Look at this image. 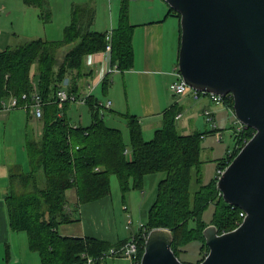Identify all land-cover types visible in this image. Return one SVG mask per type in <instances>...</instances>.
I'll return each mask as SVG.
<instances>
[{
    "label": "trees",
    "instance_id": "trees-1",
    "mask_svg": "<svg viewBox=\"0 0 264 264\" xmlns=\"http://www.w3.org/2000/svg\"><path fill=\"white\" fill-rule=\"evenodd\" d=\"M23 1L39 8L45 21L51 19L48 0ZM130 2L121 1L119 21L111 30L91 29L94 9L78 4L72 9L71 22L65 26L62 39L33 37L0 50V108L1 101L12 94L20 96L38 91L46 101L43 116L36 118L41 125L40 133L28 131L26 136L29 169L11 174L6 201L12 230L26 232L29 248L39 254L41 264H86L87 256H100L127 241L64 235L58 231V225L74 220L67 210L70 192H76L78 204L101 199L111 194L112 174L117 175L126 192L132 187L142 189L147 174L166 173L159 181L157 197L144 223L146 230H137L142 245L138 258L144 252V234L165 227L175 234L172 246L177 256L187 242L202 243L203 256L198 264L209 251L204 229L215 224L222 233L236 228L242 220L240 208L224 200L218 188V176L204 182V132L180 131L177 104L165 110L163 125L151 139H146L137 115L125 114L128 138L122 129L109 125L101 113V100L94 93L86 100L93 114L88 125L74 124L67 116L72 101L57 100L61 88L78 97L87 91L86 82L94 75L87 57L105 50L109 42L112 63L121 71L132 68L135 25L130 21ZM168 14L181 17L171 7ZM109 31H112L111 40ZM66 46L70 48L61 54ZM111 75L101 83L103 92L110 88ZM223 100L234 109L233 96L227 95ZM29 118L35 117L29 113ZM234 132L237 146L219 159L218 168H226L255 130L247 126L241 132ZM211 203L215 210L207 222L203 214ZM191 221H195L194 226L190 225Z\"/></svg>",
    "mask_w": 264,
    "mask_h": 264
},
{
    "label": "water",
    "instance_id": "water-1",
    "mask_svg": "<svg viewBox=\"0 0 264 264\" xmlns=\"http://www.w3.org/2000/svg\"><path fill=\"white\" fill-rule=\"evenodd\" d=\"M181 15L178 69L189 86L234 98V113L254 135L218 177L224 200L246 212L234 229L203 234L198 264H264V0H165ZM174 232L153 228L141 264H192L173 249Z\"/></svg>",
    "mask_w": 264,
    "mask_h": 264
},
{
    "label": "crops",
    "instance_id": "crops-1",
    "mask_svg": "<svg viewBox=\"0 0 264 264\" xmlns=\"http://www.w3.org/2000/svg\"><path fill=\"white\" fill-rule=\"evenodd\" d=\"M137 1L148 12L152 11L150 4L155 2L160 16L146 17L134 23V64L131 69L122 71L119 77L118 75L113 77L114 73L111 75L112 82L107 92V99L111 101V105L101 107L104 119L106 120L107 115L114 120L124 118L127 125L125 114L137 115L143 127L144 137L148 135L150 138L146 139H151L155 131L163 125L164 112L171 105L177 104L180 107L177 121H182L181 125L186 131L184 133H192L193 129H197L200 124L208 122L205 111L211 110L212 107L214 109L211 112L213 124L211 131L221 130L216 123L222 122L221 116L224 109L216 107L221 103L214 102L207 95L194 98L192 91L176 95L170 89L171 83L177 79L179 70L181 31L175 19L177 16L168 14L170 6L165 0H132V5ZM132 11L134 12L130 8L131 19ZM32 37L37 36L26 34L23 38ZM11 41L12 37L9 33H0V50L11 45ZM103 58V55H96V63L91 67L94 75H96L95 69L101 66ZM100 100L104 103L102 99ZM185 117L186 120L183 121ZM81 118L84 119V116ZM91 119L92 122L93 114ZM35 120L36 118L30 119L26 111L0 109V264H41L39 254H35L36 251L29 248L27 234L21 235L23 231L12 230L6 204L11 187V174L20 170L28 171L26 170L28 159L26 136L30 127L36 133H40L41 129V125ZM142 193H144L143 190ZM69 200L68 212L76 213L79 210L81 219L71 224L75 227L65 232L66 235L93 236L114 242L128 239L132 232L138 229L139 224L135 228L134 220L130 217L133 221L132 225L128 227L130 218L126 222V229L130 233L128 236H122L125 228L122 221L123 212L115 207L112 194L96 201L78 204L76 192L73 191L71 195L69 194ZM124 207L128 209L126 205ZM20 245L24 246L23 253ZM119 260H112V264H122Z\"/></svg>",
    "mask_w": 264,
    "mask_h": 264
},
{
    "label": "rangeland",
    "instance_id": "rangeland-1",
    "mask_svg": "<svg viewBox=\"0 0 264 264\" xmlns=\"http://www.w3.org/2000/svg\"><path fill=\"white\" fill-rule=\"evenodd\" d=\"M121 1L122 0H48L47 6L51 9L52 16L50 20L45 21L42 17H40L39 8L26 5L23 0H0V33H9L11 35V45L23 42V37L26 34L37 37L42 36L43 38L51 40L62 39L64 36L65 26L71 22L72 9L75 5L78 4H86L94 9L95 18L91 29L100 31L111 30L112 25L116 26L119 21ZM131 2L129 4V14L130 8H132L134 12L132 11L133 17L132 19L130 17V21L133 24L135 22L144 20L146 17L155 18L157 16H160V13H158L157 11L155 2H152L150 4L152 11L149 12L146 9L142 8L140 2L137 1L133 5ZM175 19L179 23L181 29V17H177ZM69 48L70 46H66L65 48L61 49L60 53H65ZM117 75L118 77L122 75V71L120 70L114 72L113 77H116ZM89 82L92 83V79H89ZM102 89V84H100L98 87H96L94 94L98 95L99 98L104 101L105 106H107L108 91L103 92ZM216 107H223L224 109L222 112L223 115L221 116L222 122H216L217 126H219L221 130L212 132V121H208L209 123L203 122V124H200L197 129H193V132H204L202 138V159H204L205 161L202 168L204 182H209L213 177H215V175L219 177L221 174V170H224L218 168V161L220 158L227 156L228 152L232 151L237 146L234 131L241 124L234 113V109L229 107L224 102V100L219 106L216 105ZM17 109L26 111L29 115V112L24 107H20ZM212 109L214 108L211 107V112ZM67 116L73 123L77 122L83 125L89 124L92 120V110L90 105L86 103L73 101L67 108ZM83 116L84 119L81 118ZM107 116L106 122L111 126L121 128L124 131L126 138H128V127L126 125L125 119L123 118L114 120L113 118ZM185 120L186 117L183 121ZM35 121L38 122L37 119ZM181 122L182 121H178V126H180L179 129L181 132H186L184 127L181 125ZM29 131H32L31 127ZM145 138L150 137L146 135ZM28 161L29 159H27L26 161V170L29 169ZM165 174V172L147 174L145 176L142 189L132 187L126 192L122 190L117 175H111V194L113 197L112 201L115 207L123 212L122 221L125 228L123 230L124 232L122 236H128V234L130 233V231L126 229V222L128 218L132 217V219L134 220L135 228L140 222L145 223L148 221L149 209L157 197L159 181L165 177ZM195 186L196 185H194V187ZM142 190L144 191V193H142ZM72 192H70V195ZM124 205H126L128 209H125ZM214 210L215 205L211 203L204 211V220L210 222L213 217ZM71 216L75 222L73 221L69 222L68 224L63 223L58 225V231L61 234L66 235L65 232H67L68 230H72V228L75 227L71 224L76 223L80 221L78 219H81V213L79 210L76 213L72 212ZM194 224L195 221L190 222L191 226H194ZM21 233V235H26V232ZM201 244L202 243L199 240H191L187 242L183 245V250L180 252L179 258L183 262L196 264L197 261L203 256ZM23 247L20 245V250H22ZM35 254H37V252H35ZM114 259H120L119 261H121L122 264H132L131 258L127 256H108L105 261L107 264H112V260Z\"/></svg>",
    "mask_w": 264,
    "mask_h": 264
},
{
    "label": "built area",
    "instance_id": "built-area-1",
    "mask_svg": "<svg viewBox=\"0 0 264 264\" xmlns=\"http://www.w3.org/2000/svg\"><path fill=\"white\" fill-rule=\"evenodd\" d=\"M112 36V31H109L108 33V39L111 40ZM111 52H112V44L111 42L108 43L107 47L103 51H99L97 53H93L88 55L87 57V64L92 67L95 61L96 55L100 54L103 55V60L102 64L99 68L95 69V74L94 79L92 80V83H87V91L78 97L76 94L69 93L66 88H61L57 92V100L60 102H65V101H75V102H80V103H86L87 97L90 96L91 94L94 93L96 87H98L105 77L107 75L113 74L114 72L120 71V68L118 67L117 64L112 63V57H111ZM170 89L176 94H184L187 93L188 91H192L194 98H200L202 95H207L209 96L214 102L216 103H221L223 102V96L219 94H214V93H206L199 91L197 89L192 88L187 84V82L183 79V77L180 74V71L178 70L177 72V79L171 83ZM1 108L5 111H11L13 109H17L20 107H24L32 116L35 118H41L43 116L44 112V107L46 104V101L43 99L41 94L38 91H34L32 94L28 93H23L22 95H10L6 98H4L1 101ZM100 104L105 106L103 102L100 101ZM111 105V101L107 102V107ZM205 114L207 115V119L209 121L212 120L211 117V111L206 110ZM179 115H177V118ZM247 127V125L241 123L237 127V131L241 132ZM223 171L221 170V173ZM240 215L242 219L245 217L246 212L242 209H240ZM132 219L130 218L128 220V227L132 225ZM241 222H239L240 224ZM138 229H143L146 230L144 222H140ZM137 229V230H138ZM137 230L133 231L130 237L127 239V241L119 246H114L110 248L108 251H105L102 255L100 256H87V262L86 264H107L105 259L108 256H127L131 258L132 264H141V258H138V254L140 252L141 244L139 240L137 239ZM148 233L144 234V238L146 240ZM144 247V244H143Z\"/></svg>",
    "mask_w": 264,
    "mask_h": 264
}]
</instances>
